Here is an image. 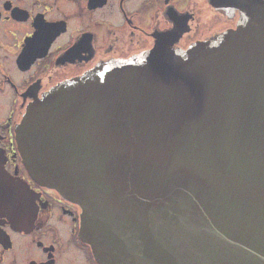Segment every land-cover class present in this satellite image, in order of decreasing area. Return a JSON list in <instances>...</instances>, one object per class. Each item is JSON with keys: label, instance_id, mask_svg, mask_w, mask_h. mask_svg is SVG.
Segmentation results:
<instances>
[{"label": "water", "instance_id": "obj_1", "mask_svg": "<svg viewBox=\"0 0 264 264\" xmlns=\"http://www.w3.org/2000/svg\"><path fill=\"white\" fill-rule=\"evenodd\" d=\"M219 3L234 28L102 62L16 127L28 174L80 207L100 264H264V0Z\"/></svg>", "mask_w": 264, "mask_h": 264}, {"label": "flooded vegetation", "instance_id": "obj_2", "mask_svg": "<svg viewBox=\"0 0 264 264\" xmlns=\"http://www.w3.org/2000/svg\"><path fill=\"white\" fill-rule=\"evenodd\" d=\"M219 0H0V264H100L80 235L81 209L35 182L16 127L25 108L102 62L185 49L235 27Z\"/></svg>", "mask_w": 264, "mask_h": 264}]
</instances>
